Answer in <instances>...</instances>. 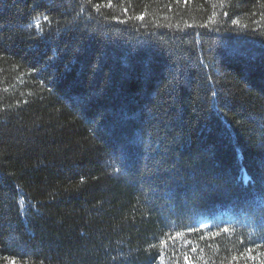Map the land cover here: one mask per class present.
Listing matches in <instances>:
<instances>
[{
  "label": "trees",
  "instance_id": "16d2710c",
  "mask_svg": "<svg viewBox=\"0 0 264 264\" xmlns=\"http://www.w3.org/2000/svg\"><path fill=\"white\" fill-rule=\"evenodd\" d=\"M0 264H264V0H0Z\"/></svg>",
  "mask_w": 264,
  "mask_h": 264
},
{
  "label": "snow or ice",
  "instance_id": "6c2138e0",
  "mask_svg": "<svg viewBox=\"0 0 264 264\" xmlns=\"http://www.w3.org/2000/svg\"><path fill=\"white\" fill-rule=\"evenodd\" d=\"M140 19H143V17H140Z\"/></svg>",
  "mask_w": 264,
  "mask_h": 264
}]
</instances>
